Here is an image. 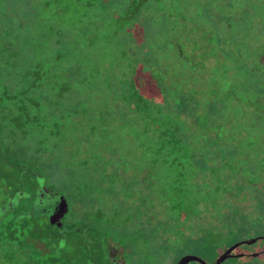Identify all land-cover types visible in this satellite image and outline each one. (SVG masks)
<instances>
[{
	"label": "flooded vegetation",
	"instance_id": "af4514ba",
	"mask_svg": "<svg viewBox=\"0 0 264 264\" xmlns=\"http://www.w3.org/2000/svg\"><path fill=\"white\" fill-rule=\"evenodd\" d=\"M102 1L7 91L0 264H264V0Z\"/></svg>",
	"mask_w": 264,
	"mask_h": 264
},
{
	"label": "trees",
	"instance_id": "16d2710c",
	"mask_svg": "<svg viewBox=\"0 0 264 264\" xmlns=\"http://www.w3.org/2000/svg\"><path fill=\"white\" fill-rule=\"evenodd\" d=\"M105 8L102 0H0V113L9 89L52 96L51 90L62 88L58 75L72 71L73 59L75 71L85 73L89 15L99 18Z\"/></svg>",
	"mask_w": 264,
	"mask_h": 264
}]
</instances>
